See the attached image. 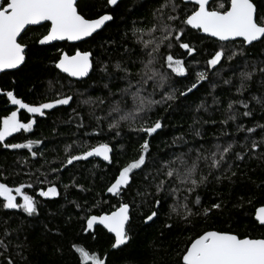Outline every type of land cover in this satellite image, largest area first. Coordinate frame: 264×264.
Wrapping results in <instances>:
<instances>
[{"label":"snow or ice","instance_id":"6c2138e0","mask_svg":"<svg viewBox=\"0 0 264 264\" xmlns=\"http://www.w3.org/2000/svg\"><path fill=\"white\" fill-rule=\"evenodd\" d=\"M104 4L116 7L119 0H104ZM143 4L147 16L131 20L122 31L117 29V36H104L115 22V16L97 9L95 0H0V74L30 70L31 50L24 39L29 26L44 29L35 41L39 46H51L56 41L95 42V47H76L71 53L59 50L54 59L45 63L50 77L40 102H26L15 88H0V93L15 106L9 114L0 117V146L27 150L31 158L43 156L39 150L43 139L25 135L23 142L6 141L17 133L34 135L38 118H47L65 106L72 110L76 125L73 135L77 139L65 146V156L58 168L51 169L52 173L59 174L93 157H100L111 165L116 152L112 141L121 136L123 127L142 134L137 157L118 167L106 188L107 193L120 198L118 207L102 214H91L88 210L83 217L84 232L91 233L95 226L102 225L114 234L111 243L114 250H122L133 241L134 208L151 204L147 214L141 213L147 224L159 218L161 208L171 198L165 229L176 226L171 222L173 214L182 225V232L195 229L194 218L206 219L214 212L222 214L228 206L223 198L203 206L198 189L206 187L210 178L217 183L227 180L235 184L233 178L241 166L238 162L253 159L264 162V0H220L218 4L216 0H143ZM192 30L204 34L205 38H214L213 51L195 73L188 67L189 62L177 58L174 52L176 47L185 50L184 55L199 66L194 54H199L200 49L185 39ZM226 71L231 72V76L225 78ZM95 73L98 76L93 80ZM63 80H68L69 85L74 80L79 87L75 92L71 88L65 91ZM185 80L188 82L183 83ZM178 83L182 87H177ZM205 84L211 91L199 97L193 110L189 125L193 140H187L182 133L171 141L172 146L186 150L153 155L152 139L167 126L169 110L179 108L182 99L187 100ZM222 85L228 86L226 101L216 94ZM93 91L99 94L92 95ZM209 96L211 105L207 103ZM73 104L77 106L72 107ZM81 106H87L86 115L80 111ZM159 109L165 114H160ZM221 109L224 118L219 121L212 118V113ZM22 111L28 114L26 118H21ZM201 111L209 114V118L204 119ZM100 112L103 115L98 114ZM204 125L219 126L220 132L212 135L215 143L205 139ZM230 128L233 130L228 131ZM224 137L228 139L220 143ZM91 140L97 143H89ZM209 143L211 147H205ZM23 163H28V157ZM3 175L0 173V177ZM48 175L40 172L43 179L37 177L40 185L48 184L47 188L40 187L38 193L36 184L31 182L15 187L0 182V212L5 216L39 217L41 201L37 196L52 199L61 195L57 183L49 180ZM137 176L147 182L135 189L139 203L135 197L125 201ZM70 187L84 190L75 180L64 185L65 189ZM257 187L264 188V181ZM27 189H33V194ZM237 201L232 206L238 209H243L245 203L252 204L242 193ZM76 207L84 211L83 205L77 203ZM254 221L264 226V202L254 207ZM19 231L20 228L12 229L8 221L3 220L0 264H16L17 257L21 264H31L25 250L26 247L30 250L31 245L12 243L13 239H18ZM56 234L59 235V231ZM53 247L63 256L58 244ZM69 250L76 256L77 264H108L107 254L102 257L75 242ZM177 264H264V234L254 237L240 234L231 227L201 229L189 238Z\"/></svg>","mask_w":264,"mask_h":264},{"label":"trees","instance_id":"16d2710c","mask_svg":"<svg viewBox=\"0 0 264 264\" xmlns=\"http://www.w3.org/2000/svg\"><path fill=\"white\" fill-rule=\"evenodd\" d=\"M219 2L220 0H217L216 4ZM95 4L101 12L108 11L115 16V22L108 28L107 32L103 33L104 36H117V29L122 31L131 20H139L147 16V9L143 4V0L122 1L114 8L106 7L104 0H95ZM43 32L44 29L39 26L28 29L24 34V39L31 50L28 61L30 70L22 73L13 74L10 72L0 75V88L5 90L15 88L19 96L26 102L41 101V94L47 90L50 77V73L45 68V63L54 59L59 50L71 53L76 47L85 49L90 46L95 47V42L92 41L88 44L56 43L51 46H39L35 41ZM185 39L186 41L191 40L200 49L199 54H194L195 60L199 61V66L192 63L190 57L184 55L185 50L176 47L174 52L177 58L188 61V67L195 73L199 70V67H203L206 59L209 58L207 54L213 51L214 40L205 38L195 30H192ZM113 54L115 55V52ZM224 75L227 78L231 76V72L226 71ZM97 76L98 73L92 74V79L96 80ZM187 82V80L183 81V83ZM61 83L65 85V91H69V88H71L75 92L79 87L74 80L70 85L68 80H63ZM176 86L182 87V84L178 83ZM56 87L59 88V84ZM227 88L228 86L222 85L216 91V94L221 95L224 101L227 100L228 96ZM206 91H211L207 84L199 92L194 91L187 100L182 99L179 108L169 110L166 120L167 126L160 135L152 139L153 155L186 150L181 146H172V138L183 133L187 140H193V137L189 134V125L192 124L193 110L196 104L199 103V97ZM91 94L98 95L99 93L93 91ZM50 95L51 93H49ZM156 98L159 99V96ZM207 103L209 105L212 103L210 96ZM76 106V104L72 105V107ZM14 109L15 106L11 105L6 95L0 93V117L9 114ZM80 111L86 115L87 106H81ZM159 112L165 114L163 109H159ZM98 114L103 115V112ZM27 115L22 111L21 118H26ZM200 115L204 119L209 118V114L203 113V111ZM212 118L218 121L223 119V109L212 113ZM153 119H155V114H153ZM70 120H72L71 123H69ZM249 126L251 125L249 124ZM204 129L207 131L205 139L215 143L216 141L212 140V135L220 132L219 126L204 125ZM227 130L232 131L233 129ZM257 131L259 132V130ZM75 132L76 125L72 110L65 106L54 111L47 118H38L34 135L17 133L6 141L23 142L25 135L31 139H43L44 144L39 149L44 153L43 156L38 155L36 158H31L27 150L4 149L0 146V173L4 174L3 177H0V182H8L13 187L18 186L20 183L27 184L31 182L36 184V192L38 193L40 187L47 188L48 186L47 182L43 185L37 182V177L43 179L40 172H45L49 173V180L57 183L61 193L60 196L52 199L37 196L41 201L40 215L37 218L27 217L25 214L5 216L4 212H0V226H2L3 220H7L12 229L20 228L18 239H13L12 243L14 245H31L30 250L27 247L25 249L31 264H77L76 256L69 250L73 242L85 246L91 251L98 252L102 257L107 254L108 264H177L189 238L194 237L201 229H227L231 227L240 234H251L254 237H260L264 234V226H258V222L254 221V207H259L260 203L264 202V188L257 187L261 181H264V162L253 159L238 162L241 163V166L237 170V176L233 178L236 181L235 184H230L227 180L217 183L210 178V183L206 187L198 189L203 206H210L211 203L220 198L225 200L228 206L224 208L222 214L214 212L206 219L204 217L194 218L196 228L182 232V225L178 223L174 214L171 222L176 226L171 230L164 227L165 223L169 222L168 213L170 209L168 206L172 203L171 198L161 208L159 218L147 224L143 222L141 213L147 214L151 204H143L139 208H134L132 212V243L122 250L112 249L111 243L114 242V237L101 227H96L91 233L84 232L83 229L86 224L83 217L88 210L91 214H102L113 211L115 207H118L120 198L107 193L106 188L109 186L113 175L116 174L117 168L131 163L137 157L139 144L142 143L140 138L142 134L129 132L127 126L123 127L121 136L112 141L116 144V152L111 165L93 159L77 162L74 167L69 166L67 170L59 174L52 173L51 169L58 168L60 161L65 156V146L77 139V136L73 135ZM240 135L242 137L244 134ZM106 139H110V137L106 136ZM227 139V137H224L219 142L224 143ZM88 142L95 144L97 140ZM205 147H211V143L206 144ZM25 157H28V163H23ZM37 169H39V172H37ZM204 170L207 171L206 168ZM26 173H32V175H26ZM73 180L82 185L84 190L79 187L64 188V185L71 184ZM146 183L141 176H137L132 191L124 197V200L128 201L135 197L139 203V197H136L135 189L137 187L142 188ZM27 191L33 194V189H27ZM241 193L244 194L246 200L251 199L252 204L245 203L243 209H238L232 205L238 202L237 197ZM77 203L84 206V211L76 207ZM48 229L52 231H47ZM57 231H59V235L56 234ZM16 235L17 233L14 232L13 236ZM25 237H27V241H25ZM54 244H58L63 249V256L56 253L53 247ZM13 255H15V251H13ZM16 264H21L18 257Z\"/></svg>","mask_w":264,"mask_h":264},{"label":"water","instance_id":"95a60500","mask_svg":"<svg viewBox=\"0 0 264 264\" xmlns=\"http://www.w3.org/2000/svg\"><path fill=\"white\" fill-rule=\"evenodd\" d=\"M122 1H126V0H119V3L120 2H122ZM217 1V0H216ZM114 8V7H113ZM34 27H39V26H29V29L30 28H34ZM196 31V30H195ZM202 36H204V34H202V33H200ZM210 39H212V40H214V38H210ZM56 43H69V44H71V45H76V44H80V42H68V41H56V42H53V44H56ZM52 44V45H53ZM1 75V74H0ZM93 159H97V160H100L101 162H104V163H108V162H106V161H103V159L102 158H100V157H93V158H89V161L90 160H93ZM96 227H101V228H103L104 230H106L107 231V229H105L102 225H97V226H95V228ZM108 232V231H107ZM109 233V232H108ZM111 236H113L114 237V234H112V233H109Z\"/></svg>","mask_w":264,"mask_h":264}]
</instances>
